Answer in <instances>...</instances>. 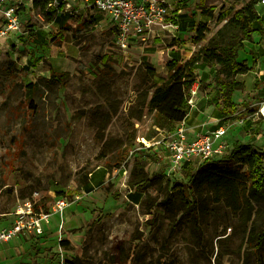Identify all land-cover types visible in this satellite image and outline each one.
<instances>
[{"label":"rangeland","instance_id":"1","mask_svg":"<svg viewBox=\"0 0 264 264\" xmlns=\"http://www.w3.org/2000/svg\"><path fill=\"white\" fill-rule=\"evenodd\" d=\"M243 1L184 0L176 5L181 32L135 42L126 52L88 18L79 17L75 26L65 15L48 26L36 10L23 16L25 29L33 24L32 34L0 57V228L25 199L37 198L48 210L54 197L64 195L69 205L41 235L1 243L0 264H264V237L256 247L254 236L264 232V199L248 198L237 207L226 192L234 181L227 174L237 167L226 156L236 142L255 140L264 156V120L248 119L264 102V35L252 34L236 52V62L252 67L247 73L227 77L216 62L195 70L190 126L203 130L224 117L245 119L230 129L231 146L223 155L172 169L144 153L126 175L115 172L113 162L151 132L145 99L153 85L168 81L170 59L184 63L200 47L228 42L227 34H217L223 23L201 11L214 7L216 16L222 6ZM256 10L264 18V3ZM200 19H208V28L194 43ZM163 49L169 55L159 62ZM53 72L62 75L59 82H50ZM232 80L242 89L233 93L237 112L228 117L222 88ZM245 134L255 136L247 140ZM176 184L193 207L170 189Z\"/></svg>","mask_w":264,"mask_h":264},{"label":"built area","instance_id":"2","mask_svg":"<svg viewBox=\"0 0 264 264\" xmlns=\"http://www.w3.org/2000/svg\"><path fill=\"white\" fill-rule=\"evenodd\" d=\"M42 1L44 0H0V57L19 48L25 37L32 34V31L25 29L23 16L34 10L37 11L40 22L48 26L65 15L67 21L75 26L79 17L93 20L96 30L102 32L105 28L103 32H111L114 46L125 52L135 42H146L150 37L161 38L160 33L180 32L184 22L179 17L180 5L176 7L184 0H49L43 9L40 4L37 5ZM259 2L264 3V0ZM21 60V65L26 64ZM196 93L197 87L194 83L189 90L190 110L195 107ZM256 115L248 114V119L264 120V102L257 109ZM244 123V117L224 118L221 123L215 121L199 132L193 130L186 119L175 123L170 129L155 127L154 135L147 139L139 138L128 150L123 161L116 166L115 172L126 175L127 166L140 160L144 153L154 155L172 169L198 160L205 163L227 151L231 146L227 140L230 129ZM68 205V198L64 195L54 197V203L48 210L42 208L37 198L23 200L11 214L14 217L12 222L0 228V245L31 232L41 235L49 220L53 216L62 217Z\"/></svg>","mask_w":264,"mask_h":264},{"label":"trees","instance_id":"3","mask_svg":"<svg viewBox=\"0 0 264 264\" xmlns=\"http://www.w3.org/2000/svg\"><path fill=\"white\" fill-rule=\"evenodd\" d=\"M48 1L44 0L37 3V5L40 4L43 9ZM259 1L245 0L240 5L231 3L228 6H222L216 16H214V8L212 7H209L208 12H205V10L201 11L204 17L209 19L215 17L217 23H223L217 34H227L229 40L224 44H219L215 41L216 46L208 49L206 47L198 48L192 52L184 63L175 58L170 59L167 64L168 81L153 85L150 96L145 99V108L152 112L151 132L147 135V138L154 134L155 127L170 129L175 123L187 117L190 111V104L188 103L189 90L196 80V68L216 62L220 64L227 77L245 74L252 70V67H248L245 62H236L235 58L236 52L239 49H243V42L249 41L252 34L264 35V18L256 10V5ZM207 21L208 19L206 21L200 19L196 28V36L192 38L194 43L204 38L208 28ZM29 27L30 30L33 29V24H30ZM76 30H79V27ZM149 68L151 69V75H156L152 67L149 66ZM61 76L55 75L53 72L50 82H55L56 80L59 82ZM238 89H242V83L237 80L227 81L225 87L222 88L224 92L222 112L225 116H233L237 112L232 96ZM26 99L28 107L34 111L36 109V105L33 104L34 97L29 96ZM127 152L128 148L124 149L121 155L116 157L113 161L116 166L120 165ZM226 159L234 160L237 163L236 171L227 174V177L235 181H232L226 190L230 195L231 201L237 203V207H239L241 201H245L248 198L251 200L264 199V156L262 152H259L252 144L236 142ZM188 173L190 174V171ZM215 174V176L221 178L219 173L216 172ZM144 181L146 179H141L140 185L145 183ZM171 187V190L179 191L183 195L187 206L193 207V203L189 201V196L179 185L176 184ZM40 205L44 210H47L42 201H40ZM254 236L256 240L255 246L259 247L264 237V232L256 233ZM65 243L63 241L60 244Z\"/></svg>","mask_w":264,"mask_h":264},{"label":"crops","instance_id":"4","mask_svg":"<svg viewBox=\"0 0 264 264\" xmlns=\"http://www.w3.org/2000/svg\"><path fill=\"white\" fill-rule=\"evenodd\" d=\"M214 8V7H213ZM215 9V8H214ZM216 11H217V8L215 9ZM216 14V13H215ZM181 32V31H180ZM183 32V34H185L184 33V31H182ZM177 46H178V44H174L173 46H171L172 48L170 49L171 51H174V50H176V48H177ZM167 55H169V53H167ZM188 57H189V55H188ZM169 58H171V57H169ZM187 118V117H186ZM185 118V119H186ZM218 123H221L219 120L217 121ZM211 124H214V122H212ZM189 125V124H188ZM190 126V125H189ZM190 127H192V129L193 130H195L196 132H199V131H202V130H198L197 129V127H194V126H190ZM246 131L247 132H249V129H246ZM257 135V134H256ZM253 136H255V135H253ZM253 136H250V134H245V138L248 140H251L252 138H253ZM248 142V141H247ZM249 144H252L254 147H256L255 146V144H256V141L255 140H253L252 142H249Z\"/></svg>","mask_w":264,"mask_h":264},{"label":"bare ground","instance_id":"5","mask_svg":"<svg viewBox=\"0 0 264 264\" xmlns=\"http://www.w3.org/2000/svg\"><path fill=\"white\" fill-rule=\"evenodd\" d=\"M167 52H168L167 49H163V50L160 51L159 56H158L159 57V62L164 61V56L167 54ZM35 90H36V88L35 89H30L29 93L30 94H34Z\"/></svg>","mask_w":264,"mask_h":264}]
</instances>
